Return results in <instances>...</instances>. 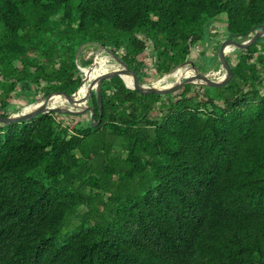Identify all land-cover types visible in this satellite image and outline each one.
Masks as SVG:
<instances>
[{
  "label": "trees",
  "instance_id": "trees-1",
  "mask_svg": "<svg viewBox=\"0 0 264 264\" xmlns=\"http://www.w3.org/2000/svg\"><path fill=\"white\" fill-rule=\"evenodd\" d=\"M217 24V50L244 40L264 24V0H0V117L15 100L75 92L85 43L140 84L191 48L207 73ZM226 61L232 75L215 88L103 80L93 128L88 111L0 127V264H264V37Z\"/></svg>",
  "mask_w": 264,
  "mask_h": 264
},
{
  "label": "water",
  "instance_id": "water-1",
  "mask_svg": "<svg viewBox=\"0 0 264 264\" xmlns=\"http://www.w3.org/2000/svg\"><path fill=\"white\" fill-rule=\"evenodd\" d=\"M264 37V24L253 27L247 34V37L242 41H236L232 35H228V38L223 40L216 53V62L218 63V70L215 74L213 73H201L196 71L194 65L191 61H185L179 66H176L169 72L163 74L158 80L159 84H140L128 66L122 62L116 55H114L111 50L104 48L102 45L96 42L85 43L78 47L74 57V62L76 69L79 70L83 75V80L80 86L75 92L70 95L60 94L62 100L59 103H55L52 97L56 94H50L45 98L37 100L33 103L28 104L19 112L10 114L7 117H0V127H5L14 123H19L23 121L30 120L38 115H46L52 112L58 114H68V115H81L88 111L90 127H95L99 119L96 121L93 118L94 111L91 106L88 105V101L93 94L99 109L101 112V95H100V85L103 80H108L113 76H118L123 82L125 88L130 90H136L139 93H153V94H169L176 93L183 85L193 84L196 86H202L207 88H215L224 86L230 79L232 73L231 69L226 61V56L235 53L239 50H244L249 46L253 45L255 41L259 38ZM93 48L95 50L94 55L90 64L85 67H79L78 58L81 52L85 48ZM97 57H107V63L110 65L107 71L98 74L94 78H90L93 67L97 64ZM85 69V71H83ZM180 70V75L178 78L172 77V74ZM188 74L185 75L184 73ZM183 73V75H182ZM217 75V76H216ZM124 77L129 79L130 85H128ZM157 80V81H158ZM166 81H171L170 84H164ZM85 87L84 92L80 95L79 90L81 86Z\"/></svg>",
  "mask_w": 264,
  "mask_h": 264
},
{
  "label": "rangeland",
  "instance_id": "rangeland-1",
  "mask_svg": "<svg viewBox=\"0 0 264 264\" xmlns=\"http://www.w3.org/2000/svg\"><path fill=\"white\" fill-rule=\"evenodd\" d=\"M242 41V40H241ZM240 42V41H239ZM217 46L218 45H216L215 43H213V41H211L210 42V46L208 47V50H209V52H211L212 54H214V53H217ZM148 51H150V48H151V46H150V44L148 45ZM199 48L201 49L202 48V46L200 45L199 46ZM94 52H95V50L93 49V48H89V47H87V48H85L81 53V60H79V58H78V65H79V67H81V65H82V62L83 61H86V60H92V56L94 55ZM232 54V53H231ZM206 55H208L207 53H206ZM196 56V49L195 48H191V54L189 55V58H191V60L194 62V60L192 59V58H194ZM190 60V61H191ZM191 61V62H192ZM192 62V63H193ZM194 65V64H193ZM216 69H217V66H214V68H212L209 72H213V73H215L216 72ZM85 70V69H84ZM218 70V69H217ZM80 72V71H79ZM213 75H215V74H213ZM155 75H150L149 76V78H148V80L144 83V84H150V83H155L161 76H159V77H154ZM262 92L264 93V85L262 86ZM189 95H191V94H193L192 92H190V93H188ZM16 102H15V104L17 105V107H16V111L15 112H13V113H16V112H19L21 109H23L25 106H27L24 102H22V100H15ZM12 113V114H13ZM86 211V209L85 208H81L80 209V212L81 213H83V212H85Z\"/></svg>",
  "mask_w": 264,
  "mask_h": 264
},
{
  "label": "bare ground",
  "instance_id": "bare-ground-1",
  "mask_svg": "<svg viewBox=\"0 0 264 264\" xmlns=\"http://www.w3.org/2000/svg\"><path fill=\"white\" fill-rule=\"evenodd\" d=\"M83 64V63H82ZM103 64H105V66H106V68L104 69V71L103 72H105V71H107L108 70V68L110 67V65L107 63V57H101V58H98L97 57V66H101V65H103ZM83 71H85L84 69H83ZM180 70H177V71H175L173 74H172V77H175V78H178L179 77V75H180ZM185 72V71H184ZM188 72V71H187ZM187 72H185L184 74L185 75H187L188 73ZM213 74H216V73H213ZM182 75H183V73H182ZM89 77L90 78H92L90 75H89ZM124 80H125V82L128 84V85H130V83H129V79L128 78H126V77H124ZM170 82L171 81H166L165 80V82H164V84H170ZM154 85H157V84H159V80L158 81H156L155 83H153ZM85 90V87H83V88H81L80 90H79V94L81 95L82 93H83V91ZM60 102V101H59ZM58 102V103H59Z\"/></svg>",
  "mask_w": 264,
  "mask_h": 264
},
{
  "label": "crops",
  "instance_id": "crops-1",
  "mask_svg": "<svg viewBox=\"0 0 264 264\" xmlns=\"http://www.w3.org/2000/svg\"><path fill=\"white\" fill-rule=\"evenodd\" d=\"M216 27V26H215ZM217 27H219V29H217V33H219L218 34V36L217 37H215V38H213V43H215L216 45H218L219 43H220V40H222L223 39V36L225 35V33L222 31V25H220V24H217ZM215 66H217V69H218V65H217V63H215ZM217 69H216V72H217ZM209 72V71H208ZM207 72V73H208ZM215 72V73H216ZM209 73H213V72H209Z\"/></svg>",
  "mask_w": 264,
  "mask_h": 264
},
{
  "label": "built area",
  "instance_id": "built-area-1",
  "mask_svg": "<svg viewBox=\"0 0 264 264\" xmlns=\"http://www.w3.org/2000/svg\"><path fill=\"white\" fill-rule=\"evenodd\" d=\"M215 76V75H214ZM217 76V75H216Z\"/></svg>",
  "mask_w": 264,
  "mask_h": 264
}]
</instances>
